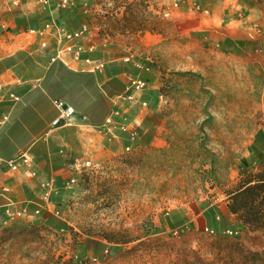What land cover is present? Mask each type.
<instances>
[{
    "label": "rangeland",
    "instance_id": "obj_1",
    "mask_svg": "<svg viewBox=\"0 0 264 264\" xmlns=\"http://www.w3.org/2000/svg\"><path fill=\"white\" fill-rule=\"evenodd\" d=\"M78 2L98 37L143 65L156 138L74 174L63 230L2 219L0 264H264V232L166 226L169 213L227 202L264 164V0ZM235 21L261 40L247 52L229 53ZM91 240L111 251L94 254Z\"/></svg>",
    "mask_w": 264,
    "mask_h": 264
},
{
    "label": "crops",
    "instance_id": "obj_2",
    "mask_svg": "<svg viewBox=\"0 0 264 264\" xmlns=\"http://www.w3.org/2000/svg\"><path fill=\"white\" fill-rule=\"evenodd\" d=\"M58 2L0 0V221L20 211L62 227L54 218L66 222L59 206L74 174L110 153H123L134 142L147 145L156 138L150 124L154 112L142 101L145 94L132 88L143 65L124 56L119 38L98 37L92 18L78 15V0L65 9L57 7ZM229 24V53L247 52L261 41H249L241 21ZM84 26L89 31L72 42L74 47H85L82 53L64 49L62 36ZM92 44L95 50L86 49ZM65 105L73 109L72 118L55 125ZM116 110L128 116L131 130L138 131L136 140L108 124L119 120ZM22 154L32 164L21 162L17 169L9 168L8 161ZM47 182L54 186L51 193ZM166 226L211 232L246 228L228 210L227 202L196 213H169Z\"/></svg>",
    "mask_w": 264,
    "mask_h": 264
},
{
    "label": "trees",
    "instance_id": "obj_3",
    "mask_svg": "<svg viewBox=\"0 0 264 264\" xmlns=\"http://www.w3.org/2000/svg\"><path fill=\"white\" fill-rule=\"evenodd\" d=\"M75 10L73 15H77ZM78 15L81 14L79 13ZM26 27V26H24ZM259 140L260 146L264 149V133H260L257 141ZM258 143V142H257ZM255 152H257L255 150ZM260 158H264L259 154ZM227 208L235 214L239 220L252 232H264V164L259 165L258 172L254 177L244 182L237 190L228 194ZM62 223V227H55L52 221H47L50 226L56 229L63 230L67 223L55 217ZM93 246V253H103L104 251H111L108 245L100 240L89 241ZM257 255V254H256Z\"/></svg>",
    "mask_w": 264,
    "mask_h": 264
},
{
    "label": "built area",
    "instance_id": "obj_4",
    "mask_svg": "<svg viewBox=\"0 0 264 264\" xmlns=\"http://www.w3.org/2000/svg\"><path fill=\"white\" fill-rule=\"evenodd\" d=\"M40 1L44 4L50 3V0H40ZM71 2H72V0H59V2L57 3V7L64 8V9L68 8L71 5ZM50 26H51V24L48 23L45 25V28L48 29V28H50ZM88 31H89L88 26H84L82 29L72 31V32L67 31L62 36L63 40L66 41V46H64V49L71 51V50H73V48H75L76 52L78 54H81L82 51L85 49V47H83V46H75L74 47L72 42L74 40H76L77 38L83 37L84 34L87 33ZM255 31L257 33H260L261 30L255 29ZM95 46H96L95 44H92V45L86 47V49L93 51L96 48ZM87 61H90V60H87ZM101 66H102V64H99L98 68H100ZM146 85H147V83L143 80H140V79H134L132 81V88L134 89V91H137V92L142 91L146 87ZM59 106L62 107V104L60 103ZM72 115H73V109L72 108L63 109L60 118L56 119L54 121V124L55 125L58 124L61 120H65L66 122H70ZM114 115L117 116L119 118V120H117V121L109 120L108 124H111L113 126H118L122 131L129 133L130 139L132 141L136 140L137 136H138V131L136 129H134V130L130 129L131 126H130V121H128V116L120 110H116L114 112ZM0 126H1V123H0ZM129 148L130 147H127V149H129ZM21 162L24 164H27V165L32 164L31 159L28 158L26 155L22 154V155L18 156L17 158L8 161V166L11 169H17L19 166V163H21ZM74 182H75V180L72 179L71 183H74ZM45 185L50 190V193L54 190V186L51 182H47V183H45ZM36 213H38V211ZM9 215L13 216V217L14 216H22L23 212H20V211L19 212H13V213L10 212ZM228 233L233 234L234 232L228 231Z\"/></svg>",
    "mask_w": 264,
    "mask_h": 264
},
{
    "label": "water",
    "instance_id": "obj_5",
    "mask_svg": "<svg viewBox=\"0 0 264 264\" xmlns=\"http://www.w3.org/2000/svg\"><path fill=\"white\" fill-rule=\"evenodd\" d=\"M64 107L66 108L67 106L65 105Z\"/></svg>",
    "mask_w": 264,
    "mask_h": 264
}]
</instances>
